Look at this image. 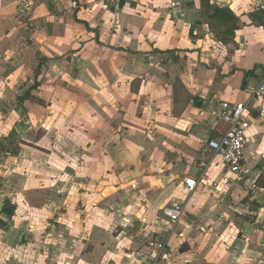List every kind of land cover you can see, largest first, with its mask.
I'll return each instance as SVG.
<instances>
[{
    "label": "crops",
    "instance_id": "1",
    "mask_svg": "<svg viewBox=\"0 0 264 264\" xmlns=\"http://www.w3.org/2000/svg\"><path fill=\"white\" fill-rule=\"evenodd\" d=\"M31 2L22 19L12 0H0V103L22 81L21 91L36 84L8 116L23 110L29 117L33 92L73 95L64 121L77 162L55 165L71 176L62 187L68 192L55 198L63 239L74 248L61 264H150L148 241L166 243L170 258L159 264H264V125L256 99L245 184L207 146L228 129L220 104L247 102L264 75V0H123L119 12L101 0ZM214 8L237 18L233 37L211 18ZM25 27L35 30L27 42ZM38 58L36 70L27 69L25 61ZM51 108L42 103L48 121ZM8 118L0 135L24 131L27 122ZM201 176L209 183L189 192L184 180ZM34 193L29 201L43 200L42 210L51 203L49 190ZM172 204L184 213L171 230L161 210Z\"/></svg>",
    "mask_w": 264,
    "mask_h": 264
},
{
    "label": "rangeland",
    "instance_id": "2",
    "mask_svg": "<svg viewBox=\"0 0 264 264\" xmlns=\"http://www.w3.org/2000/svg\"><path fill=\"white\" fill-rule=\"evenodd\" d=\"M11 15L12 13L5 14ZM23 30L21 36L27 42L35 30L28 27ZM27 61V69L31 67L34 72L40 59L33 65ZM0 64L2 66L5 63ZM22 82L16 86V89L20 86L16 92L2 94L0 103V121L9 117V120L27 122L23 132L18 130L19 134L12 132L8 136L0 135V210L6 200L15 206L12 218L5 219L6 227L0 230V264H61L65 256H71L74 248L70 247V240L63 239L61 229L65 230V226L62 223L59 225L57 218H61L64 210L61 204L56 203L55 198L58 196L57 192H68L67 188L64 191L62 189L67 187L65 184L70 185L71 176L68 175L70 171L55 165L58 161L60 165L63 162L62 164L69 166L73 161L77 162L74 146L70 138H67L71 129L68 121H64V118L70 116L64 104L70 102L73 95L45 93L42 96L39 91L33 92L30 100L25 103L29 117H25L26 112L23 110L20 114L12 113L8 116L9 111L19 110L18 105L24 98L26 89L36 84L33 80L28 86L25 84V89L21 91ZM46 102L52 105L48 111L53 112L49 114L51 122L47 120V113L41 111L42 103ZM59 104L61 105L57 106ZM44 123H49V129ZM63 186L65 187L62 188ZM40 190H49V194H52L51 203L48 205L49 202L45 201L48 206L43 210V200L37 199L32 204L28 197V193H38ZM68 234H73L72 230ZM66 247H70L68 252L65 251ZM85 257L91 259L93 255L86 252Z\"/></svg>",
    "mask_w": 264,
    "mask_h": 264
},
{
    "label": "built area",
    "instance_id": "3",
    "mask_svg": "<svg viewBox=\"0 0 264 264\" xmlns=\"http://www.w3.org/2000/svg\"><path fill=\"white\" fill-rule=\"evenodd\" d=\"M15 4L17 15L25 19L32 11L31 0H12ZM112 11L119 12L123 0H101ZM172 6H174L172 4ZM262 7V6H260ZM249 98L243 104L230 106L228 103L220 104L219 118L228 125V129L217 138L208 140L207 146L218 156L226 173L234 177L237 183L245 184L251 175L249 169L243 164V155L246 148V133L251 125L249 119V104L256 99L257 117L264 125V75L260 78L254 88L248 89ZM209 183L202 176L196 179H185L184 184L189 192H193L199 182ZM162 214L169 221L171 230L177 225L183 216V205H169L162 208ZM143 252L146 254L150 264H159L170 258L165 241H148L144 244Z\"/></svg>",
    "mask_w": 264,
    "mask_h": 264
},
{
    "label": "trees",
    "instance_id": "4",
    "mask_svg": "<svg viewBox=\"0 0 264 264\" xmlns=\"http://www.w3.org/2000/svg\"><path fill=\"white\" fill-rule=\"evenodd\" d=\"M212 19L219 21V24L224 26V30L222 33L227 34L230 37H233L234 32L237 30V18L233 15L231 11L227 8H214L213 14L211 16ZM251 72H246L245 75H249ZM30 93L26 92L24 98L21 100L24 101L29 98ZM258 181H256L255 186H260ZM15 206L11 204L8 200H6L0 210V230H3L6 227L5 219L10 220L14 214ZM3 217V218H2Z\"/></svg>",
    "mask_w": 264,
    "mask_h": 264
},
{
    "label": "water",
    "instance_id": "5",
    "mask_svg": "<svg viewBox=\"0 0 264 264\" xmlns=\"http://www.w3.org/2000/svg\"><path fill=\"white\" fill-rule=\"evenodd\" d=\"M199 103H200V101L197 102V104H199Z\"/></svg>",
    "mask_w": 264,
    "mask_h": 264
}]
</instances>
